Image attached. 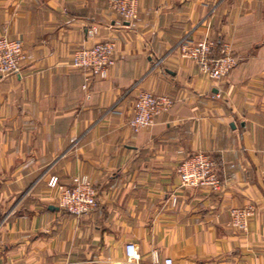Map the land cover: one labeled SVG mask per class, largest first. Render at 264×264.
<instances>
[{
  "label": "crops",
  "instance_id": "obj_1",
  "mask_svg": "<svg viewBox=\"0 0 264 264\" xmlns=\"http://www.w3.org/2000/svg\"><path fill=\"white\" fill-rule=\"evenodd\" d=\"M0 35L23 43L19 74L0 81V264H264V0H139L129 25L106 0H0ZM187 37L231 45L223 81L180 55ZM111 41L115 65L87 89L81 47ZM175 104L155 125L128 122L140 92ZM217 160L219 192L183 188L182 160ZM87 177L97 208L58 206L51 177ZM252 206L247 230L233 208Z\"/></svg>",
  "mask_w": 264,
  "mask_h": 264
},
{
  "label": "built area",
  "instance_id": "obj_2",
  "mask_svg": "<svg viewBox=\"0 0 264 264\" xmlns=\"http://www.w3.org/2000/svg\"><path fill=\"white\" fill-rule=\"evenodd\" d=\"M109 10L129 25L138 21L139 0H106ZM182 58L193 62L198 69L212 80H225L237 65V59L228 42L217 43L211 38L194 40L185 38L179 45ZM23 43L6 35H0V81L14 74H19L25 61ZM72 67L82 70L88 84L95 79H106L115 65V44L111 41L100 42L92 47L77 49L71 58ZM174 100L168 95L149 91L139 93L134 115L128 122L129 128L137 133L155 125L156 119L169 113L174 107ZM183 188H207L219 192L224 183L219 175L216 159L204 153H195L182 160L177 169ZM51 189L59 192L58 206L75 217L92 213L98 205L97 192L87 177L75 178L70 187L59 184L57 177L48 181ZM254 207L233 208L230 211L231 225L241 231L247 230V221L253 216ZM117 264H143L137 245L125 246V259ZM153 264H174L171 258L160 260L157 252L153 254Z\"/></svg>",
  "mask_w": 264,
  "mask_h": 264
},
{
  "label": "trees",
  "instance_id": "obj_3",
  "mask_svg": "<svg viewBox=\"0 0 264 264\" xmlns=\"http://www.w3.org/2000/svg\"><path fill=\"white\" fill-rule=\"evenodd\" d=\"M218 43V42H217Z\"/></svg>",
  "mask_w": 264,
  "mask_h": 264
}]
</instances>
